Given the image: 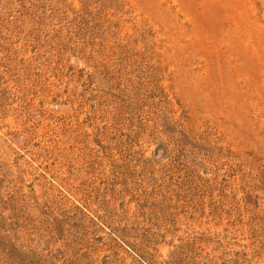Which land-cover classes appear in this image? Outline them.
I'll list each match as a JSON object with an SVG mask.
<instances>
[{"label": "rangeland", "instance_id": "374dc122", "mask_svg": "<svg viewBox=\"0 0 264 264\" xmlns=\"http://www.w3.org/2000/svg\"><path fill=\"white\" fill-rule=\"evenodd\" d=\"M0 264H264V0H0Z\"/></svg>", "mask_w": 264, "mask_h": 264}]
</instances>
